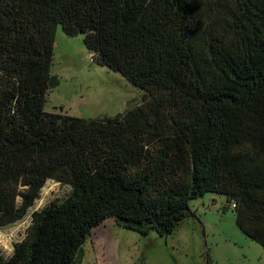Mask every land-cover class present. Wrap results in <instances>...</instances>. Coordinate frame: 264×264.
<instances>
[{
  "label": "trees",
  "instance_id": "16d2710c",
  "mask_svg": "<svg viewBox=\"0 0 264 264\" xmlns=\"http://www.w3.org/2000/svg\"><path fill=\"white\" fill-rule=\"evenodd\" d=\"M57 26L142 103L101 119L44 112ZM47 180L69 195L33 211L0 264H75L107 218L169 235L205 193L264 249V0H0V228Z\"/></svg>",
  "mask_w": 264,
  "mask_h": 264
},
{
  "label": "rangeland",
  "instance_id": "374dc122",
  "mask_svg": "<svg viewBox=\"0 0 264 264\" xmlns=\"http://www.w3.org/2000/svg\"><path fill=\"white\" fill-rule=\"evenodd\" d=\"M50 75L58 86L47 91L43 110L82 119L114 117L140 105L144 93L121 75L96 65L82 35L54 32ZM70 193L65 184L47 180L25 217L0 228V257L8 259L21 241L30 214ZM19 201V200H18ZM192 212L166 236L147 235L121 227L113 218L90 230L75 264H264V249L235 225L226 197L205 193L189 201Z\"/></svg>",
  "mask_w": 264,
  "mask_h": 264
}]
</instances>
